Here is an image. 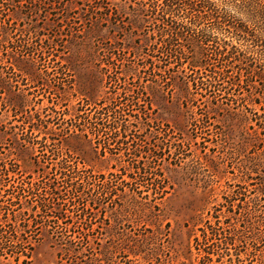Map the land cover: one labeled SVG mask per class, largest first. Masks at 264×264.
<instances>
[{"label":"rangeland","instance_id":"374dc122","mask_svg":"<svg viewBox=\"0 0 264 264\" xmlns=\"http://www.w3.org/2000/svg\"><path fill=\"white\" fill-rule=\"evenodd\" d=\"M74 1L54 0L56 2L54 7L57 9L50 10V13H46L44 9L38 13L30 12V7L33 8L34 5L28 4L23 7L20 15L8 16L10 26L4 27L0 23V30H12L15 34L12 35V39L16 43L9 46L12 55L21 57L22 53L19 52L18 45L27 44L26 42L29 41V44L33 46L32 50H41L44 47L47 52L45 55L56 56L53 58L62 55L65 58L62 61L63 64L52 60L48 63L42 59L36 61L35 65L29 63L21 66L13 65L12 68L8 67V73H6L1 66L8 62L4 56H0V71L12 85L7 92L0 94V99L3 95L14 103L19 97H24L25 113L39 112L43 117L47 113L54 114L51 108L48 109L50 106L57 110H66V112H75L79 106L90 111L95 105H99L100 101L107 102L106 95L116 97L122 92L123 87H127L135 90L130 98L140 99L141 112L138 113L137 107L134 106L124 107L126 112L132 115L128 117L131 123L128 124L127 131L122 133L126 136L124 145L115 146L110 141L112 156L122 157L126 146L131 149L140 138L147 142L152 141L154 136L163 140L162 137L168 135L167 138L172 137V140L177 138L185 140L182 148L174 155H170L169 148L164 145L165 159L151 160V170L163 174L167 182V193L157 200L152 199L151 185L147 184V182L150 184V176L147 181V178L144 179L133 173V165L131 161H128L129 157L120 158V163L109 160L108 164L103 161L94 164V169L86 174L91 186L95 187V191L90 196L96 197L98 193L96 188H102L101 186L106 185L104 184L106 182H109V185H115L124 179L128 180L126 175L116 177L108 174L105 166L108 168L111 164L123 165L126 172L131 171L137 178V183H133L132 188L138 185L141 193L129 189L124 192L118 191L120 197L114 196L116 202L103 200L99 202L100 205H96L92 210L93 215H96L92 220V227L96 228L94 233L92 232L93 249L81 258V263L86 260L88 264H198L200 254L196 249L195 238L200 237V229L205 226L207 220H213L210 216L215 209L221 221L226 220L225 223H221L223 232H231L238 243L258 241L257 237L264 235V160L261 156V149L264 146L255 148L253 144L257 142V137L262 135L256 134L257 132L255 133L246 122V125L239 124L236 119L226 115L223 109L219 113H210L212 97L209 94H200L190 89L192 91L190 100L186 102L178 88L171 90L169 86L161 85L160 92H153L149 88L151 85L149 81L146 84L148 87L136 94V86L139 83L130 76L122 75L117 81L107 83L103 69L105 64L100 62L95 52L97 36L102 34L100 36L103 41L107 39L119 47H145L156 41L153 37L156 34L155 30L129 26L123 31L127 32L124 33L125 35L120 32L118 36H115L118 34L115 29H106L103 32L86 30L85 25H88L84 20L85 15L77 3L71 6ZM114 3L122 7L126 2L116 0ZM0 20L2 22L3 16H0ZM128 21L129 19H126V22ZM20 30H30V33L24 37ZM36 30H38V36H35ZM77 32L85 33L86 44H80L81 40L75 36ZM145 36H148V41ZM124 37L125 40H122ZM1 40L3 41L0 34V42ZM115 40L118 42L116 43ZM6 45L5 42H1L0 51L5 49ZM40 58L41 56L38 59ZM48 58L50 56L46 59ZM141 84L144 86V83ZM106 90H109V93H106ZM241 91L231 90L236 94L233 97L239 95ZM227 97L228 95L221 92L218 96L219 104L228 108L227 110L231 108L232 112H239L236 105L229 106L232 97ZM254 97L249 98L254 99ZM123 98L126 97L123 95ZM252 107L254 111L259 110L258 105ZM136 115H139L138 122L133 119ZM19 116L17 114L16 117L19 118ZM0 120L7 126L19 123L11 108L6 114H0ZM106 126L107 128H104L102 132L99 131L100 140L97 136H92L95 138L93 145L98 148L100 144L108 140L110 131L113 133L119 131L112 125ZM176 126H182L183 131ZM58 138L61 140L60 136ZM12 145V141L7 140L6 136L0 133V158L4 155L2 151L10 154V157H17L10 152L13 149ZM171 151L174 152V147ZM90 154L88 150H85L80 155L89 160L93 158ZM18 158L16 162L20 163L19 167L22 171H33L35 165L33 160H28L29 155L21 153ZM46 160V157H41L42 167L46 165ZM2 164L0 160V169ZM104 172L105 176L101 175ZM110 172L115 173V169L110 168ZM3 174L0 172L1 234L3 233L8 240H12V234H16L15 238L20 240H18V252L20 248L28 244L26 242L30 239L33 241L34 249L29 258L24 255L25 252L24 254L20 252L19 258H16L14 253L1 255L0 252V264H73L74 260L76 262L74 256L61 253L62 245L55 242V236L48 232L47 227L40 226L36 229L37 233L39 232L36 236L37 241L30 237V232L18 236L19 233L15 230L22 225L15 224L11 220L12 208L17 207L11 203L20 192L19 186L36 176L34 174H32L33 177L29 174L27 176ZM26 194L23 193L22 200H28ZM232 194H234L232 210L236 214L230 211V205L228 206L225 202V198L228 199ZM70 195L72 196V192ZM20 210L23 209L19 207L17 212ZM24 217L29 218L28 215ZM72 220L76 226H83L78 213L74 212ZM51 225L52 228L62 231L65 236L70 234L72 239L78 240L77 232L65 231L64 222L55 220L51 222ZM216 237L221 238L220 235ZM216 237L212 239L217 241L219 238L215 239ZM10 245L11 248L8 251L12 252L15 250L13 242ZM227 250L229 253L235 252V247L228 245ZM16 254L18 256V253Z\"/></svg>","mask_w":264,"mask_h":264},{"label":"trees","instance_id":"16d2710c","mask_svg":"<svg viewBox=\"0 0 264 264\" xmlns=\"http://www.w3.org/2000/svg\"><path fill=\"white\" fill-rule=\"evenodd\" d=\"M114 1L116 0H75L71 6L75 3L79 5L88 25H85L86 30L103 32L106 29H115L118 32L115 36H118L120 32L127 33L123 31L129 26L145 27L155 30L156 37H153L156 41L145 47H119L107 39L103 41L100 36L102 34L98 35L95 52L100 62L105 64L103 69L107 83L117 81L122 75L130 76L139 83L136 86V94L148 87L146 84L149 81L151 83L149 88L153 92H160L161 85L169 86L171 90L178 88L186 102L190 100L192 92L190 89L200 94H209L212 97L210 113H219L223 109L226 115L236 119L239 124L244 125L246 122L254 132H257L256 134L262 135L257 137V142L253 146L255 148L264 146V0H121L126 2L122 7L116 5ZM55 3L54 0H0V16H3L0 23L4 27L10 26L8 16L20 15L23 7L28 4L34 5L33 8L30 7V12L38 13L44 9L46 13H50V10L57 9L54 7ZM126 19L129 21L126 22ZM20 32L25 37L30 30H20ZM0 34L3 39L1 42L7 44V47L0 51L2 54L0 56H4L8 62L1 66L6 73L8 67L12 68L13 65L21 66L26 63L35 65L36 61L42 59L48 63L52 60L63 64L64 56L53 58L56 56L45 55L47 52L44 47L41 50H32L33 46L29 41L26 42L27 44L18 45L19 52L22 53L21 57L12 55L9 46L16 43L12 39V35L15 34L12 30H0ZM38 35L36 30L35 36ZM84 35L85 33L81 32L75 35L81 40L80 44H86ZM145 39L148 41V36H145ZM122 40H125V37ZM40 56L41 58L38 59ZM49 56L50 58L46 59ZM2 74L3 72L0 71V94L12 87L9 79ZM141 83H144V86ZM122 89L116 97L106 95L107 102L100 101L101 103L90 111L79 106L75 112H66L50 106L48 109L51 108L54 114L47 113L43 117L39 112L25 113L24 97H19L14 103L3 95L0 99L2 111L0 114H6L11 108L15 112L16 121H19L18 124L7 126L0 120V133L6 136L7 140L12 141L13 149L10 152L17 156L10 157V154L2 151L4 155L0 158L3 163L0 172L4 173L3 175L12 173L13 176L18 174L36 176L19 186L20 192L11 203L23 209L17 212V207L12 208L11 220L15 224L22 225L15 231L19 233V237L30 232V237L37 241L36 236L39 232L37 233L36 229L40 226L47 227L48 232L55 236V242L62 245L61 253L76 258L73 264H88L86 260L84 263L80 260L89 254L90 249H93L92 232L94 233L96 228L92 227V220L96 215H93L92 210L96 205H100L99 202L103 200L116 202L114 196L120 197L118 191L124 192L129 189L141 193L138 185L132 188L133 183H137L133 173L144 179L147 178V181L150 176V184L149 182L147 184L151 185L152 199L163 197L167 193L166 178L163 174L151 170V160L165 159L164 145L169 148L170 155H174L185 143L183 138L172 140V137L167 138L168 135H164L163 140L154 136L152 141L147 142L140 138L131 149L126 146L122 157L120 156V158H130L128 161L133 165V173L126 172L123 165L111 164L108 168L105 166L108 174L116 177L126 175L128 180L124 179L115 185L106 182L104 184L108 185L107 187L103 185L100 189L96 188L98 189L96 197L90 196L95 191V187L91 186L86 174L94 169V164L98 161L108 164L109 160L120 163L119 157L112 156L110 141L115 146L126 143V136L122 133L127 131V126L131 123L128 117L132 115L126 112L124 107L134 106L137 107L138 113L141 112L140 99L133 96L132 99L130 98L135 90L127 87ZM231 90H242L240 94L238 93L241 96L233 97L236 94ZM221 92L232 97L229 106L236 105L239 112H232L231 108L227 110L228 108L219 104L218 96ZM106 93H109V90H106ZM123 95L126 98H123ZM125 99L126 101H123ZM254 105H258L260 111H254L252 107ZM17 114L20 115L19 118L16 117ZM133 117L136 122L139 121V115ZM106 125H112L119 131L114 133L110 131L108 140L98 148L93 145L95 138L92 136L95 135L94 137L97 136L100 140L99 131L102 132L107 128ZM176 128L183 131L182 126ZM258 140L261 142L259 143ZM172 147L174 152L171 151ZM85 150H88L92 155L90 157L93 158L88 160L81 156L80 154ZM21 153H26L30 157L28 160H33L35 165L33 171L24 172L20 169L21 165L16 161L19 160ZM261 156L264 160V147L261 149ZM41 157L47 159L44 167L40 161ZM110 168L115 169V173L110 172ZM50 174L52 176H48ZM101 175L105 176V172ZM23 193H27L28 200H22ZM233 195L228 199L226 197L225 202L230 205V211L236 214L232 210ZM74 212L78 213L83 226L75 225L72 220ZM215 212L210 216L213 220H207L205 226L200 229V237L195 238L196 249L200 254L198 264H264V235H259L258 241L252 243L248 241L238 243L231 232H223L221 223H225L226 220L222 222L219 213ZM27 215L29 218L24 217ZM21 216L23 217L20 218ZM55 220L65 223L66 232H77L78 240L72 239L70 234L65 236L58 228H52L51 222ZM219 235L221 238L216 237ZM12 236V240H8L0 230L1 255L14 253L15 257L19 258L21 255L19 253L25 252L24 255L29 258L34 249L32 239L28 240L26 242L28 244L18 252L19 238H15L16 234ZM212 237L219 239L216 241ZM12 242L15 250L9 252ZM21 242L23 243V239ZM228 245L234 246L235 252L229 253Z\"/></svg>","mask_w":264,"mask_h":264}]
</instances>
